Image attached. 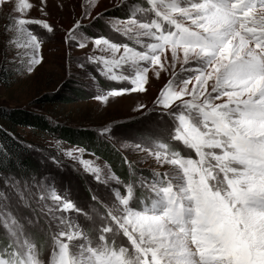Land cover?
I'll return each mask as SVG.
<instances>
[{
	"label": "snow or ice",
	"instance_id": "obj_1",
	"mask_svg": "<svg viewBox=\"0 0 264 264\" xmlns=\"http://www.w3.org/2000/svg\"><path fill=\"white\" fill-rule=\"evenodd\" d=\"M145 3L113 25L138 47L89 38L82 20L65 42L80 48L92 42L109 55L88 62L106 79L130 85L96 97L103 102L147 92L149 72L157 79L170 75L155 100L173 121L167 142L136 145L167 170L123 184V192L115 188L112 205H101L103 215L53 190L40 197L52 206L29 217L20 207L29 206L26 199L0 192V264H264V0ZM9 4L3 31L10 45L26 50L31 72L43 56L42 41L29 26L47 33L54 27L28 15L35 7L30 0H0V10ZM46 5L40 0L44 16ZM82 163L99 181L102 170ZM107 180L122 183L114 173ZM40 236L51 249L47 262Z\"/></svg>",
	"mask_w": 264,
	"mask_h": 264
},
{
	"label": "rangeland",
	"instance_id": "obj_2",
	"mask_svg": "<svg viewBox=\"0 0 264 264\" xmlns=\"http://www.w3.org/2000/svg\"><path fill=\"white\" fill-rule=\"evenodd\" d=\"M30 2L35 7L28 15L47 19L54 32L47 33L37 25L29 26L42 41L43 56L42 63L29 72L26 50L10 45V34L3 31L12 5L0 10V127L9 129L16 139L26 144L41 165L38 171L26 176L20 172L2 173L0 192L7 193L13 201H17L18 196L26 199L29 206L21 203L20 207L23 215L29 217L34 214L33 210L46 211L52 206L50 199L40 197L53 190L88 213L103 215L101 205H112L115 188L123 192V184L138 181L142 176L150 178L153 170H167L152 156L137 150L136 145L150 147L153 142H167L173 121L162 113L155 100L170 75L162 73L157 79L149 72L147 92H129L103 102L96 97L130 85L106 79L97 71L96 64L88 62L90 56H107L108 53L95 48L92 42L85 48L78 47L76 42L66 43L65 36L75 21L82 20L81 31L89 38L103 36L115 43L138 47L115 31L113 25L127 20L134 6L147 5L145 0H126V3L122 0H47V16H44L40 0ZM85 11L91 17L100 16L86 18ZM13 109H20V118L25 114L41 117L54 131L8 119V111ZM65 128L67 135L63 133ZM105 128L110 132L101 134ZM2 147L4 143L0 140ZM173 147L182 155L195 158V154L182 145ZM68 152L73 155H67ZM82 161L91 162L102 170L99 181ZM113 173L121 184L107 180ZM138 194L142 197L143 191L138 190ZM79 222L91 227V222L83 217H79ZM40 242L43 245L41 257L47 262L51 254L48 238L40 236Z\"/></svg>",
	"mask_w": 264,
	"mask_h": 264
},
{
	"label": "trees",
	"instance_id": "obj_3",
	"mask_svg": "<svg viewBox=\"0 0 264 264\" xmlns=\"http://www.w3.org/2000/svg\"><path fill=\"white\" fill-rule=\"evenodd\" d=\"M19 115L20 109H13L8 111L7 118L15 122L21 121L19 123L23 125L34 124V126L44 130H53L50 125H47L46 121L40 119L41 117H32L25 114L20 118L22 115ZM65 132H67V128L63 131L64 135H67L68 133ZM0 140L4 143V147L0 148V177L4 172H20L26 176L31 171H38L41 165L38 157L31 153L26 144L16 139L9 129L0 127Z\"/></svg>",
	"mask_w": 264,
	"mask_h": 264
}]
</instances>
